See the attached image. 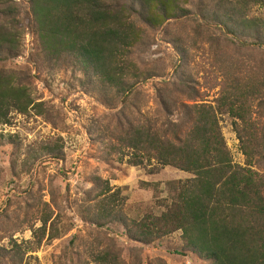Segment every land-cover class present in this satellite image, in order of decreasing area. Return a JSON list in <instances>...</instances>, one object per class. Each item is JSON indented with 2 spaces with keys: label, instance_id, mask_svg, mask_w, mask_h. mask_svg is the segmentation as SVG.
<instances>
[{
  "label": "trees",
  "instance_id": "trees-1",
  "mask_svg": "<svg viewBox=\"0 0 264 264\" xmlns=\"http://www.w3.org/2000/svg\"><path fill=\"white\" fill-rule=\"evenodd\" d=\"M14 3L0 0V60L17 56L25 35ZM255 6L263 7L264 0H30L27 27L50 67L69 72L111 111L139 113L117 130L94 129L105 144L106 158L127 157L128 164L149 167L151 173L169 166L192 174L170 182L173 200L160 215L140 219L124 213L118 191L110 193L105 182V192L87 210L92 219L119 223L129 240L143 244L180 231L184 251L205 264H264V61L235 60L229 53L215 56L221 73L215 105L185 103L158 90L161 114L153 118L136 103L140 85L157 72L142 69L135 53L146 51L154 32L190 21L196 27H215L242 48L262 50L264 16L251 13ZM171 41L180 55L174 72L184 92L193 79L181 70L188 49L178 36ZM31 110L46 112L27 84L0 70V123L11 124L12 112ZM223 112L233 118L245 165L233 161L219 121ZM16 138L10 136V142ZM31 149L32 161L43 153L63 157L59 141ZM13 244L9 250L18 264L23 247ZM91 261L142 264L128 262L114 242L92 250Z\"/></svg>",
  "mask_w": 264,
  "mask_h": 264
},
{
  "label": "rangeland",
  "instance_id": "rangeland-1",
  "mask_svg": "<svg viewBox=\"0 0 264 264\" xmlns=\"http://www.w3.org/2000/svg\"><path fill=\"white\" fill-rule=\"evenodd\" d=\"M14 4L26 28L25 35L19 54L0 60V70L27 84L36 102L44 103L46 112H12L11 124L0 123V264H15L9 250L13 243L23 247L18 264H94L92 250L110 242L118 246L128 262L205 264L192 252L184 251L180 231L143 244L129 240L119 223H100L90 217L87 210L105 192V182L110 193L118 191L124 213L140 219L149 214L160 215L173 200L170 182L186 180L192 174L169 166L151 173L149 167L128 164L127 157L124 161L117 159V154L106 158L105 144L92 133L94 129L117 130L120 123L125 126L128 117L137 118L139 113L136 109L111 111L82 89L69 72L51 68L27 27L32 17L30 0H15ZM251 13L264 16V6H255ZM166 30L152 34L143 54L135 53L142 69L157 72L140 85L136 101L149 117L161 114L156 100L158 90L168 91L185 103L215 105L221 88L215 56L229 53L235 60L243 57L252 62L264 61V49L242 48L215 27H196L187 21L170 23ZM174 36L181 38L188 49L181 70L193 79L190 89L184 92L174 72L180 56L171 41ZM219 121L233 161L245 165L233 118L223 112ZM10 136H17L16 142L11 143ZM55 141L62 144V158L43 153L36 161L30 159V148L41 149Z\"/></svg>",
  "mask_w": 264,
  "mask_h": 264
}]
</instances>
